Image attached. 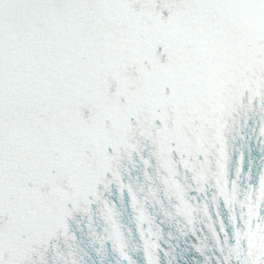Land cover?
Masks as SVG:
<instances>
[{
    "label": "snow or ice",
    "instance_id": "snow-or-ice-1",
    "mask_svg": "<svg viewBox=\"0 0 264 264\" xmlns=\"http://www.w3.org/2000/svg\"><path fill=\"white\" fill-rule=\"evenodd\" d=\"M0 264H264V0H0Z\"/></svg>",
    "mask_w": 264,
    "mask_h": 264
}]
</instances>
